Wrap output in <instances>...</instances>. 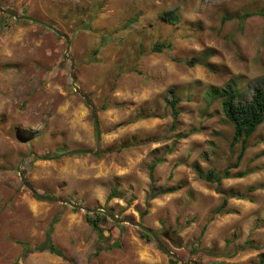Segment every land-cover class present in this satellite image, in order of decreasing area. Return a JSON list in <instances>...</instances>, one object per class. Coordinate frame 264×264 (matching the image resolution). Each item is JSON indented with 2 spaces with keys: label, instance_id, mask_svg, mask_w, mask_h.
I'll return each instance as SVG.
<instances>
[{
  "label": "rangeland",
  "instance_id": "rangeland-1",
  "mask_svg": "<svg viewBox=\"0 0 264 264\" xmlns=\"http://www.w3.org/2000/svg\"><path fill=\"white\" fill-rule=\"evenodd\" d=\"M0 5L34 20L0 13V264H172L151 235L112 222L107 212L152 230L176 264H264L263 125L237 167H228L240 147L230 149L232 127L220 101L205 95L233 83L248 99L264 77V0ZM168 11L178 17L174 26L160 18ZM246 12L256 15L242 19ZM163 41L171 49L152 53ZM75 88L93 105L99 145L91 107ZM171 88L180 110L174 130ZM225 169L245 176L219 187L201 176ZM22 173L39 194L101 211L107 240L87 222L93 213L36 198ZM148 193L157 197L146 205ZM223 198L230 213L210 221ZM53 220L51 239L63 257L33 249Z\"/></svg>",
  "mask_w": 264,
  "mask_h": 264
},
{
  "label": "trees",
  "instance_id": "trees-1",
  "mask_svg": "<svg viewBox=\"0 0 264 264\" xmlns=\"http://www.w3.org/2000/svg\"><path fill=\"white\" fill-rule=\"evenodd\" d=\"M253 15H256V12H246L242 19L249 18ZM160 18L170 25H176L178 23V17L175 15V12L168 11L160 15ZM171 43L166 41L155 42L151 48L152 53H162L165 49H171ZM201 61L190 60L187 62L189 66H194L195 63H200ZM170 99L166 100L167 105L170 107V117H171V129L174 130L177 126V120L180 114L178 109L179 99L175 97V93L171 88L168 91ZM208 103H211L213 100L220 101V109L223 117L230 123L232 127V137L230 140V149H232L236 144H239V152L237 154L236 163L233 166L228 167H237V164L241 161L246 148L247 143L251 136L256 132L258 127L263 125V133L261 137V142L264 144V77L255 80L254 85L251 89V94L248 99H243L235 85L233 83H227L222 88H211L205 93ZM143 114H139L137 118H144ZM160 163L159 161H154L149 166V179L151 183H155L153 176L154 169L156 165ZM202 178L209 183H216L217 187L220 186V183L223 179L228 178H243L245 173H237L235 175H230L228 170L225 169L222 173H216L214 170H208L205 174H201ZM252 190V188H250ZM163 193V192H162ZM113 194H110L106 202L113 198ZM157 197V193H148L145 198V204L147 205L150 201ZM227 205V198H223L220 206L215 210L214 214L210 217V221L214 219L215 215L229 214L230 211L225 209ZM142 215L144 213H141ZM87 222L92 227L96 235L100 239L107 238L104 236V230L101 227V218L98 214H87ZM55 220H53L44 236L43 241L36 245L33 249L37 252L48 251L51 254H54L59 257H63V253L53 244L51 239V234L53 232V225ZM190 221H186V225H189ZM206 230L204 226L201 230L199 238L203 235ZM145 238L149 239L150 236L145 234ZM22 250L25 253L32 251V245L28 242L19 243ZM118 244L115 242L109 246L110 248L117 247ZM242 249V247H241ZM234 255V254H232ZM172 264H176L177 260L170 259Z\"/></svg>",
  "mask_w": 264,
  "mask_h": 264
},
{
  "label": "water",
  "instance_id": "water-1",
  "mask_svg": "<svg viewBox=\"0 0 264 264\" xmlns=\"http://www.w3.org/2000/svg\"><path fill=\"white\" fill-rule=\"evenodd\" d=\"M0 13L2 14H5V15H8L14 19H27V20H30V21H34L32 18L30 17H27L25 15H20L18 14L17 11L13 10V9H9V8H4L0 5ZM55 32L58 34V35H61V33L57 30H55ZM63 36V35H61ZM67 42V44L69 45L70 41H69V38L67 36H63ZM71 60V69L73 68V60ZM70 76L71 78H73V74L72 72L70 73ZM75 91L82 97L84 98L86 104L88 106L91 107V112H92V117L94 119V127H95V134H96V141H97V145L100 144V128H99V121H98V118H97V115L93 109V105L91 103V101L89 100V98L83 93L81 92L78 88H75ZM73 153V152H72ZM95 155L98 154V150H96L94 152ZM21 176V182L22 184L28 188V190L38 199L40 200H44V201H49V202H54V203H60V204H64V205H69L70 207L74 208V209H80V210H84L85 212H88V213H95L99 210H96V209H90L88 207H85V206H82L80 204H77L75 202H72L68 199H64V198H60V197H56V196H53V195H43V194H39L34 188L33 186L27 181V179L24 177V174H20ZM101 212V211H99ZM107 216L108 218L112 221V222H115V223H118V224H128V225H131V226H135L137 228H139L140 230L148 233L149 235H151L154 240L156 241L157 245L164 251L166 252L167 254H169L171 257L175 258L176 260H179V258L177 256H175L174 254H172L155 236L154 232L152 230H150L149 228H146L145 226H143L142 224H140L139 222H135L127 217H119V216H116L115 214H113L112 212H107Z\"/></svg>",
  "mask_w": 264,
  "mask_h": 264
}]
</instances>
